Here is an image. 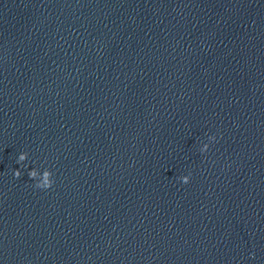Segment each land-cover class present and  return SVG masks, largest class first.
<instances>
[{
    "label": "water",
    "instance_id": "1",
    "mask_svg": "<svg viewBox=\"0 0 264 264\" xmlns=\"http://www.w3.org/2000/svg\"><path fill=\"white\" fill-rule=\"evenodd\" d=\"M0 264H264V0H110L0 172Z\"/></svg>",
    "mask_w": 264,
    "mask_h": 264
},
{
    "label": "clouds",
    "instance_id": "2",
    "mask_svg": "<svg viewBox=\"0 0 264 264\" xmlns=\"http://www.w3.org/2000/svg\"><path fill=\"white\" fill-rule=\"evenodd\" d=\"M209 139L214 140L215 137L214 136L209 137ZM208 147H209V145L205 143L202 146V148L200 149L201 153L207 152ZM27 159H28V153L27 152H21L17 157V163L24 166V167H27L26 165H23V162ZM13 175L15 178L18 179L21 177L22 173L20 170L17 169L14 171ZM28 176H29L30 180L34 181V187L37 189H42V190L50 189V188H52V186L55 182L53 179V173L48 168H45L42 173L38 169L32 168L28 172ZM190 178H191V174L178 177V179L183 184H188L190 182Z\"/></svg>",
    "mask_w": 264,
    "mask_h": 264
}]
</instances>
